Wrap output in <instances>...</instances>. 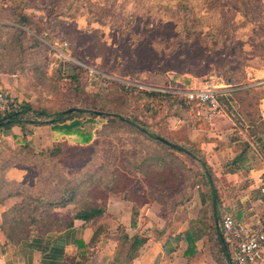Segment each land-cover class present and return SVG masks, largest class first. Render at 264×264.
<instances>
[{"label":"rangeland","instance_id":"obj_1","mask_svg":"<svg viewBox=\"0 0 264 264\" xmlns=\"http://www.w3.org/2000/svg\"><path fill=\"white\" fill-rule=\"evenodd\" d=\"M0 3L3 4L2 0ZM255 3L264 17V0H68L64 7L48 3L43 6V12L24 7L15 9L10 4H3V11L0 12V74L16 77L20 104L27 103L34 109H45L50 113L89 106L113 113L122 112L130 117L138 114L141 115L140 119L152 125L166 119L162 128L168 138L188 145L183 141L191 134L188 131H199L202 120L213 116L210 112L206 116L208 110L205 107L190 103L186 104V108L175 106L170 109L164 102L155 109L158 110L156 120L154 111L149 113L152 119L146 118L137 111V103L124 85L129 84V89L135 87L140 91L180 95L184 91L202 87L205 81L214 82L218 91L225 90L224 84H228V89H234L263 83L264 32L257 29L253 18L247 15ZM17 10L22 11L21 16L27 17L26 27L21 26ZM57 10L75 14V19L68 21H74L73 24L77 25L72 28L74 33L68 35L63 30L58 33L52 31L54 25L51 18L56 16ZM230 27L235 30L236 38L227 40L226 45L220 43L216 46L211 38L186 41L187 29L202 34L213 31L215 34ZM32 36L41 43L38 48L31 47ZM20 41L27 49L22 61L18 45ZM260 44L263 46L259 47ZM223 66L228 67V72ZM90 71L101 76H98V80L92 79ZM225 74L233 76V80L227 81ZM43 76L48 77V84L42 80ZM74 76H77L80 89L90 96L88 102H82L70 85V78ZM55 86L58 89L53 92ZM242 97L244 99L239 102ZM234 99L232 110L236 112L229 115L230 120L238 124V120L256 121L259 118L256 96L240 95ZM178 119L184 122V126L179 131L171 130L169 122L174 124ZM104 124L107 121L99 118L95 128L103 130ZM63 136L70 144L81 142L77 136ZM41 138L37 135L35 139L39 141ZM35 143L32 140L23 145L22 142L16 144L14 149L0 148V196L19 193L23 188L21 191L26 195L14 197L20 200L16 204H23L25 200L28 203L29 187L42 183V189H48L56 184L42 180L54 169V166H42L44 160L41 156L52 147L43 148L42 144ZM193 144L198 146L197 142ZM172 154L189 171L201 173L197 161L179 153ZM8 158L12 161H8ZM66 166L70 171L80 167L81 163L69 162ZM42 169L45 171L43 177H37ZM215 178V185L218 191L222 190L223 197L230 183L222 181L217 175ZM245 178L242 184H249L250 180ZM204 180L202 176L189 178V183L193 181V188L185 203L193 192L204 189ZM69 182L65 180L61 185ZM228 194L232 199V192ZM227 214L237 216L232 211ZM2 215L0 213V224ZM0 233L3 235L0 239L1 251L5 248L7 258L12 262L17 261L19 256L14 255L16 247L9 243L6 245L5 235L2 231Z\"/></svg>","mask_w":264,"mask_h":264},{"label":"trees","instance_id":"obj_2","mask_svg":"<svg viewBox=\"0 0 264 264\" xmlns=\"http://www.w3.org/2000/svg\"><path fill=\"white\" fill-rule=\"evenodd\" d=\"M67 1L2 0V3L10 4L14 8L24 7L43 12V6H47L48 3L56 7H64ZM3 4L0 3V12L3 11ZM257 5L253 4V9L251 8L247 15L253 18L257 29L264 32L263 13L259 11L260 8ZM63 11L57 10L56 16L51 18L54 25L51 28L54 33L63 30L70 35L74 33L72 28H76L77 25L73 24L74 21H68L75 19V14ZM17 15L21 26L26 27L27 17L21 16V10H17ZM229 20L233 19L229 18ZM20 32L23 33L22 30ZM233 37L236 38V33L232 27L223 28L215 34L213 31L202 34L198 31L186 30L187 42L211 38L213 43L218 46L220 43L226 45L225 42L230 39L234 40ZM31 38V47L38 48L41 43L35 37ZM18 45L20 61H22L27 49L21 41L18 42ZM261 46L263 45L260 44L259 47ZM225 62L229 64L228 61ZM70 67L73 68V66ZM223 67H226L224 70L228 72V67ZM75 68L81 70L79 67ZM233 78V76L225 74L227 81L233 80ZM42 80L47 84L50 82L45 76L42 77ZM70 81L78 98L82 102H88L90 96L80 89L77 76L71 77ZM57 89L55 86L53 92ZM128 90L137 103V111H140L146 118L151 117L149 113L154 111L155 120L158 117V110L155 109H158L164 102L169 105L170 109L175 106L186 108V104L191 103L176 93L140 91L135 87ZM250 92L257 97V100L264 97V91L258 92L251 89ZM76 109L81 111L71 114H64L65 111L50 113L45 109H34L27 103L18 105L13 101L12 111L0 116V122L4 123L0 130H11L15 126L24 128L27 125L50 126L53 132L77 136L81 140L77 144H70L66 139L56 140L53 147L41 155L44 160L42 166H54V169L50 170L49 176L46 178L43 177L45 171L42 169L37 173V177H43L42 180L56 184L50 185L48 189H42V183L29 187L27 189V193L30 194L28 203L25 200L23 204H16L3 213L0 232L2 231L5 235L6 245L9 243L19 247L21 244H25L31 251L37 250L42 255L47 254L50 244L49 236L71 231L75 228L76 221L82 222L85 227H94L103 218H109L107 205L111 195L134 203L135 210L147 203L156 202L161 206V218L170 221L176 210L184 206L187 195L193 188V181L189 183V178L202 176L205 179V192L199 218L208 221L209 226H212V230L216 232V240L214 235L210 238L211 241H214L213 246L220 251V254L229 255V259L233 260L232 248L225 242L221 229L223 218L219 217V233L214 221V212L218 213L220 195L215 185L216 175L202 150L194 144H179L169 139L162 128L166 119L165 122L161 119L152 125L140 119L141 115L138 114L130 117L122 112L113 113L89 106ZM95 111L101 114L95 115ZM99 118L107 121V124L103 125V130L95 128ZM156 126L158 127L156 128ZM157 137L168 140L172 145L163 144L156 139ZM15 140L18 141V144L22 142V145L28 143L26 137L15 138ZM172 152L197 161L201 173L195 174L194 171H189L186 165ZM8 161L12 160L8 158ZM69 162H80L81 166L68 171L66 164ZM188 173L191 175L188 176ZM65 180H70L69 184L61 185L65 183ZM21 190L19 193L0 196V207L5 206L6 202L14 197H25L26 193ZM71 206L74 208L68 209ZM103 233L102 227H98L90 246L95 245ZM127 239L129 240V238ZM132 240L136 253L146 243V239L140 237H134ZM4 251L5 248H3Z\"/></svg>","mask_w":264,"mask_h":264},{"label":"crops","instance_id":"obj_3","mask_svg":"<svg viewBox=\"0 0 264 264\" xmlns=\"http://www.w3.org/2000/svg\"><path fill=\"white\" fill-rule=\"evenodd\" d=\"M15 78L0 74V91L20 103ZM222 86L225 90H220L218 95L220 111L208 117L209 109H206L208 119L202 120L199 125L201 129L189 130V140L186 137L183 139L189 144L197 142L198 149L204 152L213 172L222 181L230 183L223 197L222 190L219 191L218 213L214 212L218 233L219 217L224 218L229 215V211L237 215H233L237 223L254 225L264 222V97L257 100L259 118L256 121L244 120L242 123L238 120L236 124L229 119V115L236 112L232 110L234 97L253 95L251 89L264 91V81L257 86L247 84L234 89H228V84ZM243 99L240 98L239 102ZM169 123L168 127L173 131H179L184 126L181 119L174 124L172 121ZM37 135L42 137L41 140L35 139ZM24 137L28 142L34 140L35 144H42L43 148L53 147L56 140H68L63 134L53 132L50 126H15L11 130H0V148L14 149L18 144L15 138ZM4 154L9 155L10 152ZM244 176L246 180H250L249 184H242ZM230 191L232 199L228 194ZM204 192V189L193 192L190 200L176 210L170 221L161 218V206L156 202L147 203L135 210L134 203L111 195L107 205L109 218H103L94 227H85L82 222L76 221L75 228L71 231L49 236V252L44 255L21 244L16 247L17 252L14 254L19 258L12 262L7 258L8 252L0 249V264H232L229 255L220 254L213 246L214 241L210 238L214 235L216 240V232L212 230V226L199 218ZM18 202L20 200L16 198L8 200L0 208V213L6 212ZM73 208L71 206L68 209ZM98 227H102L104 233L95 245L90 246ZM2 236L0 233L1 240ZM134 237L146 239L137 253L133 248Z\"/></svg>","mask_w":264,"mask_h":264},{"label":"built area","instance_id":"obj_4","mask_svg":"<svg viewBox=\"0 0 264 264\" xmlns=\"http://www.w3.org/2000/svg\"><path fill=\"white\" fill-rule=\"evenodd\" d=\"M90 76L92 79L98 80L101 75L90 71ZM124 87L128 90L130 85L126 84ZM180 95L198 106L209 109L210 115L220 111H218L219 91L212 81H205L202 87L184 91ZM12 108L13 100L6 93L0 91V116L8 114ZM262 195L264 197V189ZM221 229L225 242L232 248V264H264L263 222L254 225L237 223L232 215H226L223 218Z\"/></svg>","mask_w":264,"mask_h":264},{"label":"water","instance_id":"obj_5","mask_svg":"<svg viewBox=\"0 0 264 264\" xmlns=\"http://www.w3.org/2000/svg\"><path fill=\"white\" fill-rule=\"evenodd\" d=\"M80 111H81L80 109L73 108V109H69V110L65 111L64 114H71V113L80 112ZM94 114L95 115H100L101 113L95 111ZM2 126H4V123L0 122V127H2ZM156 139L158 141L162 142L163 144L168 145V146L172 145L168 140H166V139H164L162 137H157Z\"/></svg>","mask_w":264,"mask_h":264}]
</instances>
